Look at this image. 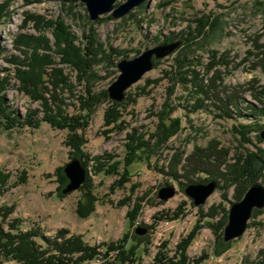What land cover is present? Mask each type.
<instances>
[{
  "label": "rangeland",
  "instance_id": "obj_1",
  "mask_svg": "<svg viewBox=\"0 0 264 264\" xmlns=\"http://www.w3.org/2000/svg\"><path fill=\"white\" fill-rule=\"evenodd\" d=\"M122 2L116 0L114 5ZM1 4L6 7L0 18V84L4 86L0 97L21 121L29 112L36 111L32 119L37 123V127L23 124L10 130L0 128V170L9 175L8 187L0 193V210L10 208L5 222L0 219L4 233L8 232L13 219H19V228L23 231L39 228L44 236L53 238L64 229L67 236L80 235L85 243L100 246L102 251L104 244L121 242L125 237L141 242L146 253H142L141 262L135 264H153L160 252L165 258L163 262L178 259L177 248L184 239L187 241L182 251L185 264H193L199 257L204 258L200 264H264V207L253 210L240 237L227 243L216 240L217 235L223 234L230 204L235 202V196L241 193L243 186H247L246 190L256 183L264 187V168L259 170L258 159H254V166L257 173L261 171V178L256 183L249 185L246 181L244 184L240 170L238 181L227 186L219 180L218 187L198 206L185 194V187L162 173V170H168L171 162H176L174 156L178 149L182 152L178 170L196 148L227 150L229 164L234 163L237 153L238 164L243 166L248 159L247 151L264 159V138L261 137L264 132V0H146L123 17L115 19L111 13H106L95 22L90 21L80 0H0ZM56 22L70 33L72 44L79 49L85 48V35L93 26L95 40L102 45L103 54L98 56L101 63L93 68L89 88L94 93L104 91L106 95L107 87L118 75L116 63L119 60L131 59L146 48L161 44L166 37L181 42L175 51L154 61L153 68L125 91L121 101L124 109L118 108L122 114L118 124L121 120L126 122L122 131L105 137L102 134L104 112L109 104L101 101L90 108L83 146L89 167L83 169L92 180V204L90 200L83 204L81 186L84 182L78 189L63 193L69 182L63 172L64 166L72 160L82 163L79 156L71 155L64 145L68 130L55 129L43 121L47 113L56 119L58 115L69 118L84 114L83 107L87 102L86 80H77L78 71L65 63L61 54L63 46L56 42ZM206 23L217 24L219 28L214 34L207 33L196 39L197 49L183 57L184 47L195 41L198 30ZM21 36L30 40L28 46L18 45ZM184 36L189 40L183 42ZM36 44L40 56L48 55L47 66L41 69L45 76L37 90L44 100L35 99L22 89L15 70L23 67L9 60L12 55L26 60ZM110 50L122 54L112 65L107 61ZM211 50L217 52L216 59L222 56L227 64L215 65L206 72L203 67L211 61ZM196 58L201 64L196 69L199 76L207 82L215 71L220 72L229 91L243 99L238 103L245 118L243 122L260 126L248 135L249 143L239 145L238 137L232 133V120L215 118L203 111L184 112L186 100L189 103L191 100L188 87L177 79V60L195 61ZM141 92L146 94L126 104L127 98L132 99ZM107 99L114 102L108 96ZM247 103L263 113L254 117L246 115L249 112ZM169 108L173 112L167 119L177 116L180 125L157 154L148 156V147L144 151L138 149L136 153L126 148L130 144L128 136L134 131L143 135V143L130 144L132 149L144 142L154 144L155 134H163L165 123L160 119ZM77 133L82 134L80 130ZM186 138L189 141L183 144ZM101 155H113L119 162L122 177L117 183L115 176L93 174L92 157ZM132 155L143 160L136 159L125 172L124 163L134 158ZM190 178L199 184L210 181L203 174ZM180 181L187 182L184 178ZM17 182L18 185H13ZM113 184L118 186L112 187ZM168 186H173L174 195L160 199L159 190ZM91 205L90 213L85 214ZM133 209L136 214L129 222L126 216ZM173 213H180L174 221L158 220ZM210 213L215 215L209 218ZM222 222L225 223L220 229ZM142 224L152 226V229L142 228ZM141 229L145 232L138 234L136 231ZM112 256L110 253L108 258H97L84 264H111ZM0 264L16 263L0 260Z\"/></svg>",
  "mask_w": 264,
  "mask_h": 264
},
{
  "label": "trees",
  "instance_id": "obj_2",
  "mask_svg": "<svg viewBox=\"0 0 264 264\" xmlns=\"http://www.w3.org/2000/svg\"><path fill=\"white\" fill-rule=\"evenodd\" d=\"M5 7L6 4L0 5V18L3 15ZM55 26V31H58L57 33H55L56 42L62 44L63 46L61 54L64 58L65 63H70L78 71L79 75L77 77V80L79 82L86 80L85 86L86 84L87 86L85 88V95L87 97V102L84 103V114L71 116L69 118L67 116L64 117L58 115V118L56 119L53 118L50 113H47L44 115L43 121L48 123L55 129L68 130L69 134L67 135L64 145L70 150L71 155L75 154L79 156V160H81L82 166L86 170L89 167V159L87 153L83 151V146L86 142L84 138V132L88 126V114L90 112V108H93L101 101L107 102L109 104L110 107L104 112L103 126L105 127V130L102 131V134L105 137H109L111 133L115 131H122L125 127L126 122L123 120H121L118 124V121L122 119V114L118 110V108H122L123 104L122 102L115 103L108 101L107 95L104 91L94 93L89 88L91 81L90 77L92 76L93 68L101 63V60L100 58H98V56L103 54L102 45L95 40L93 26L89 28V33L85 35L86 45L84 49H79L72 44L73 37L62 27L60 22H56ZM201 28L202 30H198L197 32L195 41L193 40L187 43V45L184 47L185 53L183 57H185V55L189 52L194 53V51L197 49L195 46L196 39L204 36V34L207 33L214 34L219 28V25L206 23L204 27ZM182 38L183 42L189 40V38H186L185 36ZM171 41H173L172 37H166L164 38L162 43ZM18 42V45L28 46L30 40L28 38H25L24 36H21ZM38 44L34 46L35 48L32 49L31 55L29 56V58H26V60L18 59L13 55L9 58V60L10 63L23 67V69L17 68L15 70L18 81L22 85V89L28 94L32 95L33 98L44 100V98L37 93V90L39 88L38 85L41 84L40 81L45 76L44 73L42 74L41 69L47 66L48 55L44 54L40 56L38 54ZM202 47V43L198 45V48L201 49ZM209 54H211V61L203 67L205 68L206 72H209L215 65L227 64L222 56L216 59L217 52L215 50H211ZM108 55L109 56L107 58V61L111 65L115 64L116 59L122 56V54L117 53L114 50H110L108 52ZM177 63L178 65L175 71L177 79L184 86L188 87L187 94L191 100V103L186 100L187 103L183 108L184 112L187 111L186 113L191 114L196 113L197 111H203L206 114L211 113L215 118L232 120L234 122L231 128L232 133L236 138L238 137L237 141H239V145H242L243 143H249L250 141L248 139V135L258 129L260 126H257L252 122H249L248 124H245L243 122L245 118L241 114L240 108L238 107V103H241V100L243 99L240 96L233 95L232 92L229 91L228 86H226L223 82L224 79L220 72L215 71L213 76L210 77L207 82H205L203 80V77L199 76V71L196 70L197 67L201 65L199 63V59L196 58L195 61H185L184 59L183 61L177 60ZM3 90L4 86L0 84V93L3 92ZM141 93L142 94L135 95L132 99L127 98L125 101L126 104L133 103L136 101V98L146 94L143 92ZM246 110L249 111L246 115L250 117H254L255 114L258 113H263V110H258L254 105L248 103L246 104ZM34 112L36 113V111L29 112L26 118L21 121L15 115L14 111L8 110V108L4 104L3 99L0 97V128L3 127L5 130H10L15 127H20L23 124L31 127H37V123L32 119V117L36 115ZM172 112L173 110L169 108L166 111V115L163 113L164 116L161 117L160 120H162L161 123L164 122L166 125L163 124L164 131L162 136L155 134L156 142H154V144L151 145L150 142H144L145 144H143L142 146H136L132 149V145L130 144L136 141H141L143 138V135H138L134 131L133 135L128 136V141L130 144H127L126 148L128 150H131V152L136 153L138 149V151H144L148 147V156L151 157L157 154L160 146H162V144H165V142H167V140L172 137V135L174 134V132H176L180 125V119L177 116H175V118L171 120L167 119V115L171 114ZM236 118H241L242 121L237 122ZM167 124H169L168 127ZM77 130H80L82 134L77 133ZM195 131L197 132V130ZM187 141H189V138H186L183 144L188 143ZM176 151L177 154H175L174 156L176 157L174 158L176 162H171L167 167L168 170L166 172L162 170V173L169 176L173 181L179 183L181 187H186L190 184H196L190 178L191 175L196 174H203L208 176L210 181H214L216 183V187H218L219 180H222L227 184V186H230L232 183L238 181L239 177L237 172L240 170V177L245 179L244 184L247 181L249 182V185H251L253 183H256L259 178H261L260 174L262 168H264V159L258 158V155L255 152H245L247 153L246 155L248 159L243 162L242 166L238 164L239 157L237 153L234 154L235 157L233 159L236 158L234 163L229 164L227 160V150H216V148H196L186 157L185 164H183V166H181V168L178 170V166L180 164L179 160L181 159L182 152H180L179 149ZM132 157L134 158L128 159V161L124 163L125 172H128V167L135 163L136 159L143 160L138 158V156L135 157L132 155ZM114 159L115 158L113 155H101L92 157L93 174L115 176L117 177L116 183L117 181H120L122 175H120L119 172V162L115 161ZM254 159L259 160V170L261 169L259 173H257L258 171H255ZM57 172H61V169H57ZM181 178H184L187 182L182 183L180 181ZM8 180L9 175L0 170V193H4L7 189ZM21 180L24 181V178ZM204 181L207 182V179H205ZM13 185H18V182L13 183ZM116 186L118 185L113 184L112 187ZM246 187L247 186H243L241 193L236 194L235 202L241 199L246 191ZM81 190L84 194L82 198L83 204H86V202L89 200L92 201L90 202V204H92L94 200V198L92 197V180L87 175V173L85 175V181L81 186ZM9 209L5 208L3 210H0V219L2 220V222H5V219L7 218L10 211ZM90 209H92V205L87 208L85 214L90 213ZM136 210L133 209L127 214L126 217L129 222L134 219ZM214 215V213H210L208 217L212 218ZM179 216L180 213H173L170 215H165L163 216V218H159L158 220L160 221L162 219H165V221H174ZM224 223L222 222V224L219 225L220 229H222ZM20 225L21 220L13 219L12 223L8 225L7 233H4L2 231V228L0 227V260L13 261L16 264H84L97 258H108L110 253H112L113 259L111 264H135L136 262H141L142 253H146L144 244H142L141 242H136L135 240H128L126 239V237L121 240V242H117L114 244L110 243L108 245L104 244V248L102 247V251L100 246H92L85 243L80 235L67 236L68 232L64 229L58 231L53 238H48L43 235L42 231L39 228H33L31 230L23 231L19 228ZM143 226H145V228L149 230L152 229V226L142 224V228ZM221 237L222 234L217 235V242L222 241ZM127 242L130 243L129 246L127 245ZM146 243L147 245L149 244L148 239H146ZM185 243H187L186 239H184L177 248V257H179L178 259H169L167 262H163L165 258L163 252H160L154 259L155 261L153 264H185L186 258L182 255V251H184L185 248ZM203 260V257H199L194 260L193 264H200Z\"/></svg>",
  "mask_w": 264,
  "mask_h": 264
},
{
  "label": "water",
  "instance_id": "obj_3",
  "mask_svg": "<svg viewBox=\"0 0 264 264\" xmlns=\"http://www.w3.org/2000/svg\"><path fill=\"white\" fill-rule=\"evenodd\" d=\"M121 4L115 6L116 0H80L84 4L90 21H97L102 15L111 13L112 17L118 19L126 15L130 10L142 5L146 0H121ZM181 42L175 40L161 43L144 51L131 59H121L116 63L118 75L107 87V96L114 102H121L124 99L125 91L141 77L153 68V62L160 60L175 51ZM264 138V132L261 134ZM68 184L63 193L78 189L85 180V171L78 160H72L63 168ZM216 183L209 181L205 184H190L184 189L187 196L193 199L195 206L201 205L206 198L214 191ZM175 193L173 186L162 188L158 196L162 200L172 197ZM264 207V187L259 184L251 185L244 193L242 199L230 204L228 210L227 223L223 228L222 241L230 242L240 237L247 228L254 209ZM138 234H143L145 229L137 230Z\"/></svg>",
  "mask_w": 264,
  "mask_h": 264
}]
</instances>
